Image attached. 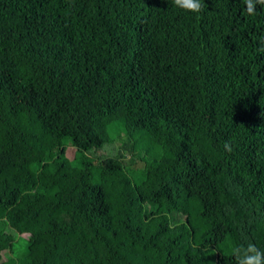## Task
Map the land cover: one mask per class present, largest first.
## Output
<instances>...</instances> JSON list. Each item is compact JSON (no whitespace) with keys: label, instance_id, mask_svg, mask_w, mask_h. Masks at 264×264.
<instances>
[{"label":"trees","instance_id":"16d2710c","mask_svg":"<svg viewBox=\"0 0 264 264\" xmlns=\"http://www.w3.org/2000/svg\"><path fill=\"white\" fill-rule=\"evenodd\" d=\"M204 3L0 0V264L264 250V6Z\"/></svg>","mask_w":264,"mask_h":264},{"label":"clouds","instance_id":"9594fccd","mask_svg":"<svg viewBox=\"0 0 264 264\" xmlns=\"http://www.w3.org/2000/svg\"><path fill=\"white\" fill-rule=\"evenodd\" d=\"M178 9L192 14H200L205 10L204 0H171ZM245 11L249 15H255L257 6H264V0H242ZM224 150L231 153L232 145L229 141L224 142ZM235 264H264V250L259 249L254 243L236 245L232 249Z\"/></svg>","mask_w":264,"mask_h":264},{"label":"rangeland","instance_id":"374dc122","mask_svg":"<svg viewBox=\"0 0 264 264\" xmlns=\"http://www.w3.org/2000/svg\"><path fill=\"white\" fill-rule=\"evenodd\" d=\"M69 151H71V148L68 146V147H67V154L69 153ZM103 151H105V149L102 150L100 153H103ZM100 153H99V154H100ZM103 154H104V153H103ZM23 245H24V243H23L22 241L19 242V243L17 244V247L20 248V249H19V252L21 251V247H22ZM23 249H24V247H23ZM23 249H22V250H23Z\"/></svg>","mask_w":264,"mask_h":264}]
</instances>
